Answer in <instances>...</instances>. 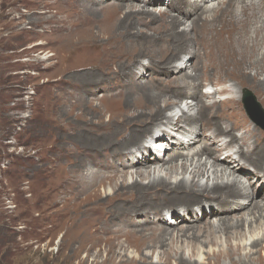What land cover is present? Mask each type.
<instances>
[{"label": "bare ground", "instance_id": "1", "mask_svg": "<svg viewBox=\"0 0 264 264\" xmlns=\"http://www.w3.org/2000/svg\"><path fill=\"white\" fill-rule=\"evenodd\" d=\"M103 1L56 0L57 3H62L53 15L56 29L60 28L64 35H68L74 29V23L77 20L72 11L78 8L81 11L80 18L90 16L89 22L95 23L98 19L97 23L100 22L98 29H101L102 33L109 32L115 36L114 40H117L115 45L112 44V40L111 43L103 42L104 40L98 43V51L104 52L105 55L106 52H109V56L110 54L116 57L120 54L127 55L129 54L127 49L133 50L132 46L136 45L133 41L141 42L144 36L147 37L144 39L145 43L150 41L151 45L157 44L159 40L162 43L163 40L167 42L169 38L185 37L193 50L189 52L196 55L199 64L192 67L183 55L180 56L179 52L175 51L165 57L169 58L171 55H173L172 58L175 57V60L166 63L169 69L179 72L185 70V77L189 74L186 73L187 69L191 74L194 73V81L190 87L184 86V78H181L179 79V81L182 80L180 90L175 86L172 93L159 90L157 85L152 84L153 86L150 87L144 81L142 83L129 81L130 89L136 88V91L139 90L141 93L136 98L128 94L125 98L126 107L128 106L129 109L133 107L136 110L129 113L135 119V123L129 131L128 138L120 140L119 144L109 142L110 144L103 146L104 149H111L110 157H107L110 160V166H102L96 160L94 163L98 165V177L94 175L88 179V182H80V171H83L84 165L73 163L69 170L64 171L62 180L59 182L63 186V193L70 196L71 200L73 199L69 203V200L62 196L67 210L73 212L72 220L77 219L78 224L73 223L72 228L79 230L80 239H84L89 234L85 226L92 220H89L86 213L93 215L94 209H88L86 199L81 200L79 206L77 202L85 191L92 190L98 182V188L104 184L103 192L98 194V211H100L97 221V231L100 233L98 236L119 237V231L126 235L137 231L143 238H149L145 242L150 241L152 245L159 231L163 237L167 235V232L175 234L180 232L182 237H177V240H181L180 242L189 241L191 246L197 243L207 244L204 246L208 250L202 249L197 256L188 250L187 257V251L180 250L183 252L180 257L186 261L189 260V264L200 263L204 260H202L204 255L208 254L217 259H220V256L228 257L232 260L230 264H255L253 261L263 264L264 257L259 256V253L264 250V187L260 190L259 185L264 183V175H259L257 171L264 173V131L251 122L243 111H240L239 105L242 102L241 89L247 87L245 86L247 83L253 86L262 98L264 97V0H170L169 5L181 4L179 5L180 13L177 14L174 13L178 11L177 8L172 6L171 9L166 5H161L158 10L151 8L150 4L157 0L144 2L149 8H144L142 3L135 4L136 0H128L127 5L124 4L125 0H120L116 5L113 3L103 7V11L106 10L104 16H97ZM209 3L211 4L207 5ZM122 9L125 10L124 16L118 20L117 15H120ZM59 13L62 18L65 16L62 25L57 17ZM136 14L139 17L147 16L152 22H161L164 30L174 32L161 35L158 29L156 34L150 35L142 30H128V18ZM71 18L74 21L68 23ZM200 22L208 24L200 28ZM84 24L82 21V25ZM181 25H184L183 29H179ZM125 40L130 41L127 47L123 44ZM74 41L78 47H85L80 45L89 43L80 44L79 37L74 38ZM111 44L115 46V49L112 50ZM52 55L53 53L50 54ZM125 65L126 62L122 64L123 70L117 71L118 76L123 74ZM153 66L156 71H160L164 64L156 61ZM144 67L143 65L137 69ZM201 72L206 75L204 79L207 81L206 87L211 83L225 84V80L235 78L229 85H223L213 91H203L198 96L197 91L204 85V81L201 83L198 77ZM143 73L142 70L140 74L143 75ZM174 77L177 78L179 75ZM112 78L111 73L108 79L112 80ZM90 80V78L84 79L85 84L91 86ZM102 84L103 88H112L111 83L102 81ZM222 93H231L234 96L221 98ZM174 94L181 97L180 101L171 102L168 96H174ZM168 109L173 110L172 114L165 116L164 111ZM212 124L217 128H213ZM157 138L159 141L156 143ZM126 140V146H122ZM150 141L155 143L153 148L143 147L144 143ZM166 151L170 154L164 155ZM134 175H137L139 179H133ZM117 178L123 179L119 181V179L116 180ZM107 181L111 183L105 187ZM59 184L57 186H60ZM126 191L139 192L138 197L135 196V200L132 199L133 202L130 200L127 203L125 200L126 203L121 206L103 201L107 199L111 203L117 200L118 197L115 195ZM148 193L151 197L147 196ZM69 204L72 207H69ZM178 205H181V208L174 211L173 208ZM103 207L108 211L106 220L109 224L106 220H100L104 214ZM216 208L220 212L215 211ZM204 213L208 215L206 218L203 216ZM78 215L81 216L78 217ZM205 219H207L206 223ZM134 229L136 231H133ZM88 236L87 240L92 235ZM169 239L171 237L168 235L165 242ZM163 244V242H157L156 246L161 247Z\"/></svg>", "mask_w": 264, "mask_h": 264}, {"label": "rangeland", "instance_id": "2", "mask_svg": "<svg viewBox=\"0 0 264 264\" xmlns=\"http://www.w3.org/2000/svg\"><path fill=\"white\" fill-rule=\"evenodd\" d=\"M119 1L104 0L101 3L102 7L99 6L100 11L97 16H104L106 10L103 11V7L113 5V3L116 5ZM127 1H124L125 5ZM136 1L135 4L142 3L144 8H149L147 4H144L147 0ZM160 1H154L150 7L158 10L161 5H165L163 3H166L169 9L171 6L177 8L178 11L174 12L175 14L180 13L179 5L181 4L169 5L170 0H164L161 3ZM61 4L56 0H0V264H189V260L186 261L180 257L183 253L181 251L186 250L187 257L189 251L197 256L202 249H206L204 245L207 244L197 243L191 246L189 241L180 242L181 240H177V237H182L180 232H176L177 234L167 232L165 238L159 231L152 245L150 241L145 242L149 238H143L135 229L134 234L127 233L128 235L119 231V237L98 236L100 234L97 231L98 214L100 213L98 194L100 195L104 190L102 186L104 184L98 188V182L92 190L85 191L77 202L79 206L81 200L86 199L88 209H94L93 215L86 213L92 221L85 226L88 235L92 236L89 240H87L88 235L80 239L79 230L72 228L73 223L78 224L77 219L72 220L73 212L67 210L64 205L65 199L62 196H65L69 203L73 199L71 200L70 196L63 193V186L59 182L62 180L64 171L69 170L73 163L84 165L83 171H80V182H88V179L94 175L98 177V165L94 163L96 160L102 166H110V160L107 157H110L111 149H104L103 146L113 142L119 144L120 140L128 138L129 131L135 123V119L129 113L136 110L133 107L131 109L126 107L125 98L127 94L136 98L141 93L139 90L136 91V88L130 89L129 81L139 83L144 81L150 87L157 85L159 90L172 93L175 86L179 88L182 84V80L179 81L181 78H184L183 85L190 87L194 81V73L191 74L187 69L186 73L189 74L185 77V70L179 72L169 69L166 63L175 60V57L172 58L173 55L169 58L165 57L175 51L179 52L180 56L183 55L192 67L198 65L199 61L196 55L189 52L193 50L185 37L169 38L167 42L163 40L162 43L159 40L157 44L151 45L150 41L145 43L144 39L147 37L144 36L141 42L133 41L136 45L132 46L133 50L127 49L129 52L127 55L120 54L116 57L110 54V57L109 52L105 55L104 52L98 51V43L103 40L106 43L112 41V44L117 43V40H114L115 36L109 32L102 33L101 29H98L100 23H97L98 19L95 23L89 22L90 16L88 15L89 18L84 17V19L88 18L86 20L80 18V9L75 8L74 12L72 11L77 19L74 23L75 30H71L75 33L70 32L64 35L60 28L56 29L53 15L59 10ZM124 12L125 10L122 9L120 15H117L118 20L123 18ZM57 17L62 25L65 16L62 18L59 13ZM148 18L144 15L141 17L137 14L130 15L128 30H142L150 35L156 34L158 29L161 35L174 32L164 30L161 22H152ZM81 20L85 23L84 25ZM73 21L71 18L68 23ZM207 24V22H200L199 27ZM89 26L91 28H88ZM183 28L184 25L179 26V29ZM200 36L201 34L199 37L197 35L199 39ZM77 37L81 40L80 44L89 42L88 45L86 43L80 45L85 47L76 46L74 38L77 39ZM108 37L110 38L105 41ZM129 42L125 40L123 44L127 47ZM114 45H112V50L115 49ZM71 46L74 49L70 50ZM52 53L53 55L50 56ZM156 61L164 64L160 71H156L153 66ZM124 62H126V69L118 76L116 73L123 70ZM143 65L145 67L138 70V67ZM142 70L143 75L140 74ZM111 73L113 78L109 80L108 75ZM177 75L179 77H174ZM198 77L201 83L204 81V85L197 91V95L200 96L203 91L208 90H204L207 85V81L204 80L205 73L201 72ZM88 78L91 79L89 82L92 81L91 86L85 84L84 79ZM234 78H229L233 81L225 80V84L211 83L205 89L211 88L213 91L223 85H229L234 82ZM102 81L111 83L112 88H103ZM245 86L255 94L260 106L264 109V97L262 98L248 83ZM240 94L242 101V93ZM229 95L234 96L231 93H222L220 97L224 98ZM169 97L173 103L180 101L181 98L175 94ZM240 104V111L244 112L242 102ZM253 107H255L254 104ZM138 108L141 109L140 105ZM172 111L165 110L164 115L172 114ZM211 126L217 128L214 124ZM261 129L264 131V128ZM103 136L107 138L104 139ZM158 141L159 138L155 139L156 143ZM125 142L122 146H126L127 140ZM147 146H149L148 142L143 144V147ZM150 147L153 148V146ZM167 154L170 153L166 151L164 155ZM257 172L259 175H264L261 171ZM132 178L139 179L137 175ZM118 179L120 181L123 178L116 180ZM92 180L96 182L95 179ZM110 183L107 181L105 187H108ZM259 186L260 190L263 189L264 183ZM138 193L121 192L115 195L118 197L117 200L111 203L107 199L103 201L121 206L126 201L127 203L130 200L133 202ZM147 196L151 197L149 193ZM69 207L72 205L69 204ZM180 208L181 205H178L173 210ZM103 210L101 221L108 218V211L105 207ZM214 210L220 212L217 208ZM203 216L206 218L208 215L204 213ZM201 222L203 223L202 220ZM204 222L206 223L207 219ZM106 223L109 224V221L106 220ZM82 230L85 232L84 228ZM168 235L171 239L165 242ZM82 240L85 241L82 242ZM157 242L164 244L161 247L156 246ZM209 255H206L207 257L204 255L202 258L204 260L197 264H230L232 262L228 257L220 256V259H217ZM261 255L264 257V250L259 253V256Z\"/></svg>", "mask_w": 264, "mask_h": 264}, {"label": "water", "instance_id": "3", "mask_svg": "<svg viewBox=\"0 0 264 264\" xmlns=\"http://www.w3.org/2000/svg\"><path fill=\"white\" fill-rule=\"evenodd\" d=\"M244 102H245V107L247 109V112L249 113V115L261 126L264 127V113L263 110L261 108V106L256 102V98L255 96L252 94V92L250 91H246L245 92V98H244ZM253 104L255 105V107H253Z\"/></svg>", "mask_w": 264, "mask_h": 264}]
</instances>
